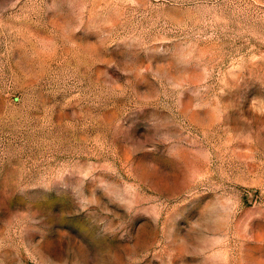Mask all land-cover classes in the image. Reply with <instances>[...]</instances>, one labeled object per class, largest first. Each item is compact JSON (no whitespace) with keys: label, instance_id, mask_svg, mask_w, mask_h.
Segmentation results:
<instances>
[{"label":"rangeland","instance_id":"1","mask_svg":"<svg viewBox=\"0 0 264 264\" xmlns=\"http://www.w3.org/2000/svg\"><path fill=\"white\" fill-rule=\"evenodd\" d=\"M0 264H264V0H0Z\"/></svg>","mask_w":264,"mask_h":264}]
</instances>
